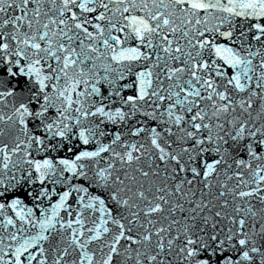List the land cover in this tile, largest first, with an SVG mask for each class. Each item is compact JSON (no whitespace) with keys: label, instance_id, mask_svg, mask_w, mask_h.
I'll list each match as a JSON object with an SVG mask.
<instances>
[{"label":"snow or ice","instance_id":"snow-or-ice-1","mask_svg":"<svg viewBox=\"0 0 264 264\" xmlns=\"http://www.w3.org/2000/svg\"><path fill=\"white\" fill-rule=\"evenodd\" d=\"M0 264H264V0H0Z\"/></svg>","mask_w":264,"mask_h":264}]
</instances>
